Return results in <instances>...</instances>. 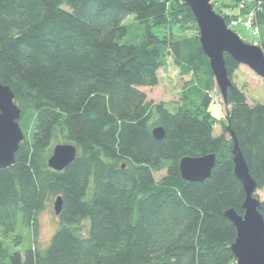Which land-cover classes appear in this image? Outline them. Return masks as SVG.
<instances>
[{
	"label": "trees",
	"instance_id": "obj_1",
	"mask_svg": "<svg viewBox=\"0 0 264 264\" xmlns=\"http://www.w3.org/2000/svg\"><path fill=\"white\" fill-rule=\"evenodd\" d=\"M230 1L223 6L237 9L238 0ZM213 8L226 24L253 13L258 34L264 32V0H248L236 13ZM128 17L141 31L125 43ZM188 25L196 35L177 38L173 29ZM197 32L183 0H0V82L32 120L14 163L0 168V235L15 233L19 219L32 229L61 198L48 246L22 255L0 239V264L236 263V229L224 214L242 215L245 193L227 126L263 189L264 104H249L233 84L217 131L209 107L218 87ZM257 46L264 53V40ZM165 51L196 87L174 112L141 90L158 85ZM224 61L230 79L240 64L228 54ZM156 127L161 140L152 134ZM60 143L77 154L54 171L47 160ZM209 154L215 165L208 179L181 178L182 158ZM260 213L264 220V200Z\"/></svg>",
	"mask_w": 264,
	"mask_h": 264
},
{
	"label": "water",
	"instance_id": "obj_2",
	"mask_svg": "<svg viewBox=\"0 0 264 264\" xmlns=\"http://www.w3.org/2000/svg\"><path fill=\"white\" fill-rule=\"evenodd\" d=\"M190 9L198 27L199 43L202 52L208 58L220 95L225 102L227 92L233 87L225 68L224 54H228L238 64L248 67L264 80V53L254 44L245 43L215 12L210 0H183ZM21 110L14 102L11 89L0 82V168L7 169L14 163L15 153L24 140V133L19 125ZM227 131L233 141L234 175L241 182L245 199L242 204L244 213L237 214L230 209L225 217L236 229V238L231 245L235 264H264V220L260 213V200L255 197L257 191L254 180L250 177L246 162L239 149L236 136L230 127ZM155 139L161 140L163 129L152 130ZM77 151L71 144H57L47 160V165L54 171H62L71 164ZM215 165V155L203 157H184L179 162L181 178L186 182H202L210 177ZM61 210V198L54 203L56 216Z\"/></svg>",
	"mask_w": 264,
	"mask_h": 264
},
{
	"label": "rangeland",
	"instance_id": "obj_3",
	"mask_svg": "<svg viewBox=\"0 0 264 264\" xmlns=\"http://www.w3.org/2000/svg\"><path fill=\"white\" fill-rule=\"evenodd\" d=\"M210 2L211 4L213 3V6L217 10L218 8L221 9L223 13L237 12L236 8L233 10L223 6L230 3V0H210ZM248 16L249 13H241L238 15V18H231L228 21V25L230 26L233 21H241L237 22L235 25H231L233 28L230 26L232 31H234L245 43L258 45L259 41L264 40V32L262 29H260V35L254 34L251 29L246 28L244 23H246V20L250 19ZM124 24H126L128 27V34L123 41L125 43H130L141 31V28L133 17L126 18ZM251 26L259 30L255 24L252 23L250 27ZM153 32L160 35V32L157 29H154ZM173 32L177 38L196 35V32H194L193 27L190 25L177 26L173 29ZM257 36H260V38L257 39ZM165 54V66L157 73L159 80L158 85L153 88H142L141 90L146 94L147 100L154 101L155 103H163L170 112H174L177 109V104L181 100V95L187 92L189 93V91L196 89V87L194 81H192L190 77H184L179 73V70L173 64L170 52L165 51ZM240 66V69L235 71L232 78H230L231 83L234 84L237 89L243 91L249 104H264L263 79L254 74L248 67L244 65ZM210 98L211 104L209 110L210 113L218 120L217 131L219 132L221 128L219 124H222V120L225 118L226 108L223 105V99L219 90H213ZM30 116V111H27L21 116L19 120V125L27 138H30L31 136L30 130L32 120ZM163 174L164 171L155 173V178L159 179ZM255 197L260 201H263L264 188L257 189L255 192ZM54 203L55 199L50 201L47 206L39 213L36 226L32 229L30 227L24 226L19 219L15 233L10 234L8 238H3L0 235L3 245L7 246L11 252L17 251L22 255L30 247L44 250L48 246L52 234L59 226L56 214L54 212ZM16 236H19L17 243L14 241Z\"/></svg>",
	"mask_w": 264,
	"mask_h": 264
},
{
	"label": "built area",
	"instance_id": "obj_4",
	"mask_svg": "<svg viewBox=\"0 0 264 264\" xmlns=\"http://www.w3.org/2000/svg\"><path fill=\"white\" fill-rule=\"evenodd\" d=\"M246 1H248V0H238L237 1L238 2V4H237L238 5V8L237 9L242 10L244 8V3ZM259 6H260V2L257 3L256 9L259 8ZM248 17H250V19L246 20V23H244L245 27L248 28V29H251L254 34H258V31L259 30L257 28H253V26L250 27V25L252 23L255 24V22H254V14L253 13L252 14H249ZM237 22H241V21H233L231 23V25H235ZM227 26L231 29V27L228 24H227Z\"/></svg>",
	"mask_w": 264,
	"mask_h": 264
},
{
	"label": "crops",
	"instance_id": "obj_5",
	"mask_svg": "<svg viewBox=\"0 0 264 264\" xmlns=\"http://www.w3.org/2000/svg\"><path fill=\"white\" fill-rule=\"evenodd\" d=\"M241 67V66H240ZM240 67L237 69V70H239L240 69Z\"/></svg>",
	"mask_w": 264,
	"mask_h": 264
},
{
	"label": "bare ground",
	"instance_id": "obj_6",
	"mask_svg": "<svg viewBox=\"0 0 264 264\" xmlns=\"http://www.w3.org/2000/svg\"><path fill=\"white\" fill-rule=\"evenodd\" d=\"M227 25V24H226Z\"/></svg>",
	"mask_w": 264,
	"mask_h": 264
}]
</instances>
